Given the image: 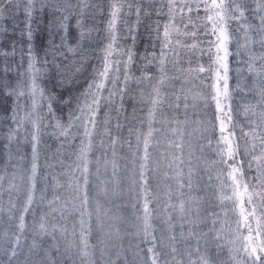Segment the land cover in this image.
<instances>
[{
  "label": "snow or ice",
  "instance_id": "1",
  "mask_svg": "<svg viewBox=\"0 0 264 264\" xmlns=\"http://www.w3.org/2000/svg\"><path fill=\"white\" fill-rule=\"evenodd\" d=\"M90 9L94 10L93 19L103 16L104 0H0V22L6 18L15 21L21 11L25 17L18 39L11 38L18 25L13 24L11 36L0 25V36H5L11 46L10 52L0 55H19V68H24L27 59L26 69L17 72L14 84L7 78L13 70L7 67L5 77L0 79V92L15 97L10 116L15 127L9 126L2 145L6 160L0 168V214L6 215L9 223L0 232V256L7 257L0 259V264H117L105 257L113 247L112 239L121 238L119 225L125 218L118 212L126 205L114 201L124 191L134 196L133 209H139L130 225L135 232L128 234L137 238L142 235L144 242L152 243L147 258L136 244L131 264H214L212 249L219 257L225 247L228 259L220 264H264V0H107V19L98 51L93 47L96 41L92 34L99 35L101 30L94 24L85 27ZM201 10L203 17L199 15ZM178 15L183 27L177 23ZM45 17L47 23L42 29ZM73 19L75 36L70 25ZM197 20L206 22L198 24ZM201 26L207 39H198ZM45 29L47 35L40 36L38 44V36ZM187 39L192 42L186 43ZM232 43L236 45L234 52L230 50ZM194 52L199 54L196 66L190 58ZM184 54H189L187 67L183 66ZM93 56L98 63H91ZM203 56L208 57L207 64L199 63ZM233 56L238 65L235 69L230 66ZM50 68L61 85L73 84L87 73L86 87L67 97L47 92L38 81ZM176 82L181 87L169 92L167 89L174 88ZM237 92L242 98L240 110L234 111L232 101ZM24 96L31 100V108L21 115L19 101ZM45 103L55 121L51 134L65 140L78 139L79 144L72 153L76 167L69 165L61 174L66 184L56 175L49 184L46 174L42 178L45 186L38 188V146L44 121L38 110ZM57 103L70 108L66 124L55 116L53 105ZM26 124L32 129L28 168L22 166L23 156L14 158L12 154V145L19 144L20 130ZM125 128L126 137L122 136ZM118 145L127 148L130 161L127 155L118 156ZM165 147L153 159L151 149ZM94 152L98 183L90 198L87 186ZM118 160L126 161L124 171L131 175L126 190L119 179ZM164 168L173 173L164 171V178L175 181L178 194L172 184L163 193L159 181L152 188L151 181ZM64 188L66 197L58 194ZM195 192L204 195H193ZM164 195L167 202L161 206ZM174 195L179 203L173 202ZM151 204L157 206L155 217ZM17 212L18 223L13 228ZM27 213L33 216V239L23 254L21 238L27 228ZM70 219L71 231L65 226ZM154 219H161L165 226L159 250ZM93 222L100 237L97 244L90 243ZM209 222L207 231L199 230ZM163 231L170 234L164 236ZM44 237H51L53 244L43 247ZM116 255L119 257L120 251ZM124 264H129L127 259Z\"/></svg>",
  "mask_w": 264,
  "mask_h": 264
},
{
  "label": "trees",
  "instance_id": "2",
  "mask_svg": "<svg viewBox=\"0 0 264 264\" xmlns=\"http://www.w3.org/2000/svg\"><path fill=\"white\" fill-rule=\"evenodd\" d=\"M104 4H105V14L103 16L97 15L94 17H92L91 13L94 10H89V14L85 17V27H89V26H94L99 28L101 31L99 33V35L97 33H93L92 37L93 40L96 41V43H94L93 47H95L98 51V49L100 47H102V44L99 43V39L100 37L103 35V28L105 26V21L107 19V0H104ZM252 7H254V5H251ZM166 4H165V10H166ZM185 15H187V13H185ZM199 15L201 17H203L205 14L204 12L201 10ZM249 15H251V13H249ZM193 19H196V15L195 13H192ZM135 17L133 16L131 18V20H134ZM153 19H155V15L153 16ZM24 21H25V17L23 12L21 11L20 13L17 14L16 20L13 21L11 19H5L2 22H0V25H2L3 27H5L6 29L9 30L8 33H6V35L11 36V30H12V26L15 23L16 25H18L15 29L16 35L15 36H11V38H15L18 39V33L19 31L24 27ZM131 22V21H130ZM186 22V20H185ZM198 24H202L206 21H200L197 20L196 21ZM47 23V17H45L44 20V24L41 25V28H45V25ZM145 24L148 23L147 20L144 21ZM177 23L183 27L182 24H180L179 21V15L177 18ZM70 25H71V33L72 35H76L77 34V30L75 29V20H71L70 21ZM121 27V32L123 34V25L120 26ZM210 27V25H209ZM236 24L233 23L232 28L235 29ZM192 29L189 28V31H191ZM143 31V29H142ZM204 32V28L201 26L199 29V33L201 35L198 36V39H207V37H204L202 35V33ZM47 32L46 29L44 31H42L39 36H38V40L37 43H40V36L46 37ZM186 43H191L192 40L191 39H187L185 41ZM128 43H131V41L129 40ZM85 46L87 47V42L85 44ZM19 47V46H18ZM206 47V45H205ZM236 45L235 43H232L230 45V50L231 51H235ZM140 50H143V45H140ZM159 50V45H157V51ZM10 52L11 51V46L10 44L5 40V36H0V52ZM185 52V50H182ZM198 53H191L190 54V58H191V62H192V66H196V64L198 63ZM42 56V53H41ZM49 60H51V56L48 57ZM59 59V58H58ZM189 59V54H186V56L183 59V66L187 67V60ZM235 57H230V66L231 68L235 69L238 65L234 63L235 61ZM0 62H2V69L0 70L1 76L0 79H3L5 77V72H4V68L7 67L9 69H12L13 71H10L7 73V78L14 84L15 80L17 79V72L18 71H23L24 69H26L27 67V59L25 58L24 60V68H19V64H20V56H3L0 55ZM91 63H98V60L96 58V56H93ZM199 63H204L207 64L208 63V57L207 56H203L199 59ZM38 67H41V65H38ZM169 69H171L170 65L168 66ZM135 71V69H134ZM153 71H155V69H153ZM89 72H90V68H89ZM136 75H139V72L136 71ZM235 72L233 71L231 73V76L233 77V79L231 80V83L234 85L236 83L234 77H235ZM87 77V73L80 75L78 77V79L73 83V84H68L67 82H65L63 85H61L59 83V77L56 75L55 70L50 68V70L48 71V73L38 82L41 84L42 87H44L47 92L49 93H57V94H61L63 97H67L70 93L75 95L76 93H78L79 91L82 90V88L86 87V80ZM194 83H199L198 81L194 82ZM133 87H135V85H133ZM181 87L179 82H176L174 85V88L171 89H167L169 92L174 91L176 89H179ZM185 87H191V85H185ZM47 94V93H46ZM235 99L232 101L233 104V109L234 111H239L240 110V103H241V98H242V94L237 92L234 94ZM247 99H251V97H248ZM15 100V97H5V95L3 94V92H0V168L3 167V163L6 160V157L3 155V147L2 145L4 143H6V140L4 139L5 135L8 132L9 126L11 127H15V125L11 124L10 121V116L12 114V104ZM19 104L21 106L20 108V114L23 115L24 111L26 110H30L31 108V100L27 97H21ZM53 109H54V113L55 116L57 117H61L62 122H64L65 124L68 121V113L70 111V108L66 105L63 104H54L53 105ZM129 111H131V108L129 106ZM213 113H214V105H213ZM38 114L43 115L44 117V121L43 124L41 125V136H40V142H39V146H38V152H39V166H40V180H38V188H42L44 187V182L42 180V178L47 174V178H48V183L51 184L52 182V176L56 175L58 179H60L61 183L66 184V179L61 178V174L63 172L66 171L67 166L71 165L73 168L76 167V157L74 155H72V153H74L76 151V145L79 144V140H65L63 137L61 138H57L56 136L52 135L51 133L53 132V128L51 127V124H54V119L52 115H49L47 113V107H46V103L45 106L41 109L38 110ZM113 116H115V112L112 113ZM206 118V117H205ZM238 120L242 121V117H240L239 115H237L236 117ZM113 124H115V120H113ZM31 125L30 124H26L19 133V144H13L12 145V154L14 156V158H19L20 156H23L25 158L24 163H23V167L28 168L30 167L31 164V155H32V145H31V140H30V135L29 133L31 132ZM144 131L147 130L146 126L143 129ZM115 131H114V135H115ZM218 135V133H217ZM25 136L28 137L27 140H25ZM122 136L126 137L127 136V128H125L124 132L122 133ZM213 140H215V137L213 138ZM61 145H63V147H61ZM17 147H19V151H17ZM162 150H166V147L164 149H159V148H152L151 151L153 153V159H156L158 157V153ZM117 154L118 156H128L129 161L131 160L130 155L127 152V148H120L119 145L117 146ZM111 153H109V157H110ZM95 156L96 153L94 152L91 156H90V160L92 161V163L90 164V172L91 175L89 176V185L88 187V192H89V196L90 198L95 194L96 192V187L95 185L98 183L96 176H95V172H96V165H95ZM214 156H210L209 159H214ZM61 162H63V167L61 166ZM118 163L120 164V172H119V179L122 182V189H128L130 188V182H131V175L130 172L128 174L125 173L124 171V165L126 163V161L124 160H118ZM48 165H54V167L49 168L47 167ZM129 169L131 167V165H128ZM9 171H11V169H9ZM103 171V169H102ZM164 171H169V175H172L173 173H171L170 170H168L167 168H164L162 171H160V173L157 176L156 180H152L151 181V185L152 188L155 189L156 188V184L157 181L160 182L161 184V192H165L166 191V186L168 184H172L173 185V192L178 194V189L175 188V181L172 180H166L164 178ZM184 171H187V167L184 168ZM111 174V167L109 166V175ZM77 175L79 176V173H77ZM151 175V173H150ZM105 177H101V179H104ZM206 179V177H205ZM81 186L83 188V179L81 178L80 180ZM5 188H7V183L5 182L4 185ZM185 192H187V189H185ZM62 197H66L68 195L67 189H60L59 193ZM193 195H204L203 192H195L193 193ZM51 198V189L49 188V199ZM3 200L5 202V207H7V200H8V196L7 193L5 192L4 196H3ZM167 202V196L164 195L162 200H161V206ZM173 202L174 203H179V200H177L175 198V195L173 197ZM20 203H22V200L20 201ZM115 204H119V205H126V207H122L120 209V211L118 212L119 215H122L125 219L123 222H121V224L119 225L120 229H121V238L117 239V238H113L111 241V244L113 245L112 248L109 249L108 251V255L105 257V260H115L117 261V264H124L125 259H127V261L129 262V264H131V261L133 260V253L137 251L135 245L139 244L140 247L144 250L143 255L145 256V258H147L148 253H147V248L152 246L151 241L149 242H144L143 240V236L141 235L139 238L135 237L134 235H129L128 233H134L135 229L130 227V225L132 223L135 222V215L139 213V209L134 210L132 205L133 203H135V199L134 196L129 195V193L127 191H124L123 195L116 199L114 201ZM150 207L153 209V216H156V209L157 206L156 204H151ZM39 215V213H37V216ZM17 216V220L13 222V228H15L16 224L18 223V216H19V212L16 213ZM59 219L58 215H57V220ZM0 220L3 221V223H0V232H3L5 229H7L8 227V220H7V216L0 214ZM76 220H79V216H76ZM32 221H33V216L32 213H27L26 214V225L27 228L25 230V232L22 235L21 238V243L23 245L21 252L23 254L27 253V247L28 245L31 243L32 239H33V234L30 231L31 226H32ZM63 223V222H62ZM178 223V222H177ZM72 225H73V221L70 219L67 221L66 223V227L68 228L69 231H71L72 229ZM153 225L154 228L156 229V231L154 232V235L157 238V250H159V241H160V237L162 234V230L165 228V226L162 223L161 219H154L153 220ZM211 227V223L209 222V224H207L206 226H204L203 228L199 229L200 231H207V229ZM79 229V225L77 223V231ZM180 229L177 228L176 233L177 235L179 234ZM185 231H187V228H185ZM170 233H168L167 231H163V235L167 236ZM59 233H57V238L59 239ZM39 239V238H38ZM100 239L99 234H98V229L95 228V223L93 222V233L90 236V243L92 244H97L98 240ZM53 244V240L51 237H44L42 238V246L43 247H49L50 245ZM193 247H195V242H192ZM121 246H123L121 248ZM131 246V247H130ZM179 247L182 249L184 247L183 242L181 241L179 244ZM120 251V256L117 257L116 253ZM52 252V256L55 259L56 255H55V248L51 249ZM20 256V259L23 260L24 259V255ZM42 255V253H41ZM98 255V253H97ZM228 249L227 247L224 248L222 254L217 257L215 255V248L212 249V256H213V260H214V264H220L221 261H227L228 259ZM37 259H39V257H36ZM0 259H7L6 256H0Z\"/></svg>",
  "mask_w": 264,
  "mask_h": 264
},
{
  "label": "rangeland",
  "instance_id": "3",
  "mask_svg": "<svg viewBox=\"0 0 264 264\" xmlns=\"http://www.w3.org/2000/svg\"><path fill=\"white\" fill-rule=\"evenodd\" d=\"M184 53V51H182V54ZM186 56V54H184V57ZM171 67V65H170ZM2 69V62H0V70ZM0 76H1V73H0Z\"/></svg>",
  "mask_w": 264,
  "mask_h": 264
}]
</instances>
